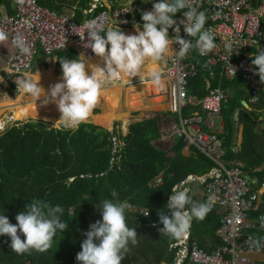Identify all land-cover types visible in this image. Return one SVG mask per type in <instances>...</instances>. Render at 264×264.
<instances>
[{
	"label": "trees",
	"instance_id": "trees-1",
	"mask_svg": "<svg viewBox=\"0 0 264 264\" xmlns=\"http://www.w3.org/2000/svg\"><path fill=\"white\" fill-rule=\"evenodd\" d=\"M10 1L0 0V4L8 6L9 12L12 11ZM155 2L158 0L147 2L146 6L152 9ZM90 3L91 0H38L39 5L56 11L66 5L71 8L72 18L76 22L91 18L104 8L97 7L93 14L85 18L83 11L89 9ZM138 3L141 4L140 1ZM182 15V12H178L174 19ZM194 57L198 74L188 80L190 95L203 97L208 93L205 79L209 80V89L220 87L222 90H232V96L221 109L223 133L218 135L219 139L222 138L223 149L229 151L234 132L232 116L235 110H244L241 102L247 100L245 86L239 78L232 82L209 78L203 68L204 59L198 54H194ZM86 71L90 74L87 67ZM40 74L42 86L53 80L52 70ZM21 75L17 74L19 77ZM25 99L27 97L18 100L12 112L20 116L37 112L25 109ZM8 102H0V106ZM256 108L264 107L259 105ZM18 119L23 120L24 117ZM113 121L117 120L110 118L102 122ZM254 128L248 145L240 153L232 154V160L240 162L261 186L264 183V170L255 171L264 166V130L256 132ZM113 136L119 144L117 148L111 141ZM159 136L156 118L131 123L125 135L119 129L108 131L88 122H83L76 130H66L62 125L48 128L40 121L14 122L1 131L0 215H5L10 223L16 224V215L24 210L27 203L34 198L43 199L52 206L60 205L64 209L61 220L67 222L68 227L63 233L57 231L51 248L43 253L33 250L18 255L11 250L10 237L0 236V264H80L76 255L86 239L84 233L92 223L102 219L99 203L104 199L127 201L131 206L126 210L127 224L137 229L138 244L129 245L122 264H174L175 250L170 246L176 238L160 233L163 225L158 213L167 212V200L175 185L189 175H207L216 164L193 148L185 155L186 145L182 137L173 136V143L167 151L159 149L153 145ZM160 175L163 176V183L151 186ZM113 190L118 197L111 196ZM135 208L145 209L149 214L144 216ZM262 213L264 207L253 211L249 217L256 220ZM220 223L221 216L213 210L202 221L192 220L191 237L198 240L202 250H209L206 237H210L208 242L215 246L213 252L217 250L219 242L216 231ZM259 238L264 242V235ZM184 264L191 263L186 261Z\"/></svg>",
	"mask_w": 264,
	"mask_h": 264
},
{
	"label": "built area",
	"instance_id": "built-area-1",
	"mask_svg": "<svg viewBox=\"0 0 264 264\" xmlns=\"http://www.w3.org/2000/svg\"><path fill=\"white\" fill-rule=\"evenodd\" d=\"M149 1L133 0L131 9L129 0H111L107 6L93 4L85 10V15L93 14L97 7L104 8L91 18L76 22L72 16L39 5L38 0H15L11 13L0 14V30L7 33L12 49L7 68L13 74L26 73L38 52L51 55L57 51L70 50L76 56L83 53L85 58H90L95 54L87 48V32L84 40L76 34L85 31L86 21L99 18L105 29L113 24L120 26L121 30L129 29L134 28L135 23L141 24L142 28V11L152 10L146 6ZM195 3L206 15L205 27L213 31L216 47L205 55H201L198 50H191L181 57L180 46L174 42L162 62H158L163 83V86H159L158 95L164 97L162 103L167 106L160 118L163 120L170 114L177 119V123L168 121L164 127L161 122L160 143L169 148L173 136L182 137L186 145L184 149L193 148L216 164L207 175H189L174 187H187L191 191V185L198 182L203 187L205 201L210 195L215 198L212 210L221 216V223L216 231L219 247L207 253L201 249L196 238L192 239L191 222L188 232L176 238L170 246L175 250L174 264H184L186 261L191 264H264V242L259 238L264 235V213L256 220L249 217L250 213L264 207V183L259 186L257 178L251 177L241 164L226 157L223 141L219 139L215 127L216 121L221 122L222 106L232 96V90H222L220 87L209 89L208 79H205L208 93L203 97L190 95L187 89L188 80L198 74L194 63V54H198L205 61L203 68L209 78L226 82L236 78L241 80L247 95V100L243 102L245 106L254 108L264 105V83L260 82L259 76L254 75L257 69H254L250 60V56L264 46V0H195ZM182 18L183 15L177 21ZM123 21L127 23H121ZM173 28L168 30L170 37L175 35ZM18 34L30 45L29 55L22 54L14 46L13 39ZM180 35L190 39L182 25ZM233 66L236 68L235 75ZM5 79L8 81L9 77ZM147 79L151 80L145 77L130 81L145 82ZM121 81L107 84H120ZM111 141L117 148L119 144L115 136ZM229 153L236 154V150L232 148ZM162 183L163 176L160 175L151 186ZM135 210L144 216L148 214L145 209ZM254 256L257 258L253 259Z\"/></svg>",
	"mask_w": 264,
	"mask_h": 264
},
{
	"label": "clouds",
	"instance_id": "clouds-1",
	"mask_svg": "<svg viewBox=\"0 0 264 264\" xmlns=\"http://www.w3.org/2000/svg\"><path fill=\"white\" fill-rule=\"evenodd\" d=\"M132 3L133 0H129L130 9ZM178 12L183 14L179 21L174 19ZM141 19L142 30L141 24L133 25L135 34H125L115 24L105 29L99 18L86 21L85 31L82 34L76 33L84 40L87 32V48L102 59L103 67L90 63L81 53L75 59H59L62 80L49 85L47 90L40 84L39 71L38 74L26 72L15 83L34 102L40 101L43 106L56 105L60 116L54 125H62L66 130H76L94 112L107 83L136 76L142 79L145 66L162 60L174 42L180 46L181 57L191 50H198L201 55H205L216 47L213 31L205 27L206 15L199 10L195 0H158L153 3L151 11H142ZM181 25L190 39H184L180 35ZM170 28L175 32L171 37L168 31ZM7 40V33L0 30V44ZM13 44L22 54H30V45L22 35L18 34L13 39ZM250 60L254 69H257L254 75L259 76L260 82L264 83V48L256 50ZM86 66L90 69V74L86 71ZM235 72L236 68L233 66L234 75ZM148 75L154 85L161 86L158 70H153ZM2 80L0 77V81ZM162 113L164 111L160 114ZM45 122L47 123V119ZM127 127L128 125L125 127L126 131ZM112 130L113 127L110 131ZM121 134L123 135L122 132ZM111 196L116 198L118 193L113 190ZM214 199L210 195L206 201L196 202L187 187H173L166 204L167 212L158 213L163 225L159 229L160 233L173 238L182 237L190 229L193 219L202 221L206 218L212 210ZM99 207L102 219L92 223L84 233L86 239L81 244L76 260L80 264H122L129 245L138 244L137 229L130 228L127 224L126 210L130 205L127 201L104 199ZM63 212L60 205L52 206L43 199L34 198L16 215V224L10 223L5 215H0V236L10 237L11 250L18 255L33 250L46 252L51 248L57 231L63 233L67 230L68 223L61 220Z\"/></svg>",
	"mask_w": 264,
	"mask_h": 264
},
{
	"label": "rangeland",
	"instance_id": "rangeland-1",
	"mask_svg": "<svg viewBox=\"0 0 264 264\" xmlns=\"http://www.w3.org/2000/svg\"><path fill=\"white\" fill-rule=\"evenodd\" d=\"M93 1V0H92ZM71 10V8H69ZM62 14H67V15H70L68 12L66 11H62L61 12ZM134 28H129V29H124L122 31L125 32V34H135L134 33ZM142 30V28H141ZM11 55H5L4 58L2 59V63H0V77L3 78L2 81H0V101H8L10 100L11 102H14V108L17 106L18 104V100H20L21 98H26L25 99V103H27L28 105H26L25 109L27 111H37V112H33V113H30L28 116H20L18 115V117H15L14 115H12V109H11V103L9 101V103L5 104V105H8V106H4L0 109V120H3L5 117H8L11 121L9 123H5V126L3 127V129L0 128V132L4 131L5 128H7L8 126L12 125L14 122H27V121H40V122H43L46 124V126L48 128L50 127H58L59 125H54L55 121L59 119V116H60V113L59 111L57 110V107L55 104H49L47 106H43L41 104L40 101H37V102H34L30 96H28L27 94H25L24 92H21L20 90L22 88H20L15 82L20 80L21 78H23L24 74H22L21 76L22 77H19L17 76V74H13L11 73V71L8 70L7 68V64H8V61L10 60V57ZM53 56H56L57 58H73L75 59L76 57L74 56L73 52L68 50L66 52L64 51H57V52H54L52 53L51 55H49V57H53ZM43 60V55L38 52L36 54V56L34 57L33 61H32V65H33V68H32V71H35V65L36 64H39V62H41ZM49 61V60H48ZM54 62V61H53ZM52 62V63H53ZM159 62V61H158ZM158 62H156L158 64ZM162 62V60H160V63ZM52 63H50V65H53ZM61 67V66H60ZM31 70V68L27 71L29 72ZM54 71V70H53ZM61 71V70H60ZM58 70H56L54 73L56 74H59V75H62V72H60ZM37 74V73H36ZM8 76L9 77V80L7 81L5 79V77ZM52 79L50 82L48 83H43V84H46L47 86L55 83V82H61L60 79H57L54 77V75H52ZM138 79V78H137ZM131 80H134V79H131ZM130 81V80H128ZM140 80L138 81H131V82H128V86H131V84H136V83H139ZM127 87V85H126ZM12 88V90H10ZM10 91L12 93V95L10 94ZM18 97V98H17ZM151 98V97H149ZM101 101L99 100L98 103H100ZM158 106H166L165 104L161 103L160 105ZM167 107V106H166ZM167 109V108H166ZM16 110V109H14ZM101 110L99 108H95L94 112H91L89 118L85 121V122H88V121H92L94 122V124L96 125H100V126H103L102 128L104 129H108L110 130L112 127L115 128V129H119L123 134L126 133L125 130H122L121 127L123 126V123L121 121H114V125L111 126L112 123H104L102 122L103 120L105 119H113L112 117H103V116H99V114H101L100 112ZM163 111H166V110H154V111H150V113H148L149 116L151 115H155L154 118H157V114L163 112ZM152 113V114H151ZM131 116H129V123H133L137 120H140L141 117L139 118V115L136 114V112L134 113H130ZM14 116L15 117V120H13V118H11V116ZM147 116V117H149ZM19 117H24L23 120H19L18 118ZM162 117L160 114H159V119L161 120ZM168 117L172 118L175 123H177V119L175 116L173 115H170L168 114ZM45 119H47V123L45 122ZM93 119V120H92ZM115 119V118H114ZM118 119H120L118 117ZM100 122V123H95L96 121ZM116 120V119H115ZM4 121V120H3ZM101 123H104L105 125L101 124ZM127 126V124H126ZM215 127L217 128L218 127V121L215 122ZM128 129V127H127ZM160 132V131H159ZM162 135H163V132H162ZM160 139H161V132H160V136L157 140H155V144L158 146V147H161V148H164V149H167V147L165 146L164 143H160ZM170 143V142H169ZM199 191L200 194L198 195V199L201 200L202 199V196L204 197V194L201 195V192L203 193V187L200 185V184H193L191 185V191H190V195L192 197L196 196V191Z\"/></svg>",
	"mask_w": 264,
	"mask_h": 264
},
{
	"label": "crops",
	"instance_id": "crops-1",
	"mask_svg": "<svg viewBox=\"0 0 264 264\" xmlns=\"http://www.w3.org/2000/svg\"><path fill=\"white\" fill-rule=\"evenodd\" d=\"M10 2H11L10 3V7H12V11H13L15 0H12ZM110 2H111V0H93V1L91 0L90 6L93 5V4H97L98 5V3H102L104 6H107V5H109ZM12 11H10V12L8 11V6L6 4H4V3L0 4V14L11 13ZM62 11H66V12H68L70 14V15L66 14L67 16H72V14H73V12L68 7H66V5H64L62 7V9L60 11H58V12L61 13ZM83 13L85 15V10L83 11ZM85 18H86V15H85ZM134 33H135V30H134ZM11 54H12V49H11V46H10L8 40L6 42H3L2 44H0V63H2L1 61L4 58L5 55L8 56V55H11ZM74 56L76 57V55H74ZM94 57H95V55L90 57V58H88L89 62ZM58 59L59 58H57L56 56H53L52 58L47 56V55L43 56V60L41 62H39V64L35 65V71H32V68H33V65H32L31 70L29 72L32 73V74H36V73L38 74V71L40 73H42V72H47V71L52 70V74L54 75V77L57 78V79L62 80V75L54 73L56 70H58V71L61 70V67H60L61 65H59ZM50 63H52L53 65H50ZM148 80H150V79H148ZM55 83H57V82H55ZM123 88H125V86H123ZM22 92H24V91H22ZM8 101H10V100H8ZM144 101H145V99H144ZM0 102H3V101H0ZM243 102L244 101H242L241 104ZM10 103L12 105L11 109H13L14 108V106H13L14 102L10 101ZM26 105L27 104L24 103L25 107H26ZM4 106H8V105L3 104V105L0 106V109L2 107H4ZM242 106H243L244 110L241 111V110L237 109V110L234 111L233 116H232L234 132L232 133V141H231V145L229 146L230 147L229 151H230V149L233 148V149L236 150V153H240L248 145V142H249V139H250V136H251V132H252L254 127H255L254 130L256 132H258V131L261 132V130H264V108L257 109L256 107H259V105L254 107V108H248L247 105L245 106L244 104H242ZM260 106L264 107V105H260ZM108 108H109V110H112V106L110 104L108 105ZM123 110L126 111L127 109L123 108ZM133 112L134 113L136 112V114H138L139 116L141 115V111L132 110L130 113H133ZM235 112H237L238 114L236 115ZM130 116H131V114H130ZM168 118H169L168 116H165V118H163V120H161V121L158 119V117L156 118L157 119V123H158L159 131L160 130L162 131V127H164L167 124L168 121H171V122L173 121L174 122V120L171 117L169 119ZM220 119H221V115H220ZM234 119H236V121H234ZM161 122L163 124L162 127H161ZM95 123H98V122H95ZM221 123H222V127H221ZM216 131H217V135H222V133H223V122H222V119H221V122H220V120L218 121V127L216 128ZM220 139H222V138H220ZM229 151H226V157H229V158L232 159V154H230ZM184 153H185V155H188L190 153V150L189 149H185ZM238 163L241 164L240 162H238ZM263 170H264V166L262 168H260V169H257L255 172H262ZM199 194H200V192L197 190L196 194H195L196 196L192 197V199L194 201H196V202H203L204 197L202 196V199L199 200L198 199V195ZM201 195H203L202 192H201ZM205 239L207 240V244H206L207 245V249H209V250H206V251L207 252H209V251L213 252V250L215 249V246L212 245L210 242H208L210 240V237H206ZM252 258L256 259L257 257L254 256Z\"/></svg>",
	"mask_w": 264,
	"mask_h": 264
},
{
	"label": "bare ground",
	"instance_id": "bare-ground-1",
	"mask_svg": "<svg viewBox=\"0 0 264 264\" xmlns=\"http://www.w3.org/2000/svg\"><path fill=\"white\" fill-rule=\"evenodd\" d=\"M90 63L99 64L101 67H103L102 59L96 55L90 61ZM153 70H158V64L156 62L148 63L143 70V78L149 77L148 73ZM137 78H139V76L132 78H122L120 84H115L113 86L106 84L99 99L101 102L97 103V105L95 106V108H99L101 110V114H99V116L112 117L113 119L115 118L116 120L123 123L122 128L125 129L126 124H129L130 122L129 116L132 110L141 111V115L139 116V118L147 117V114L150 111L166 110V106H158L163 102L164 97L158 95L159 86L154 85L152 83V80L147 79L145 82H140L133 85L131 84V86L127 85V87L125 86V88H123L124 84L128 80H135ZM161 86H163V83H161ZM43 87L46 90L48 89L45 85H43ZM109 104L112 106V110H109ZM123 108H126L127 110L124 111ZM12 113V115L18 117L17 112L13 111ZM15 117L13 118V120H15ZM118 117L120 119H118ZM4 123L5 121L3 122V120H0V127Z\"/></svg>",
	"mask_w": 264,
	"mask_h": 264
},
{
	"label": "water",
	"instance_id": "water-1",
	"mask_svg": "<svg viewBox=\"0 0 264 264\" xmlns=\"http://www.w3.org/2000/svg\"><path fill=\"white\" fill-rule=\"evenodd\" d=\"M163 66V65H162ZM243 104V103H242ZM93 111V110H92ZM160 114V113H159ZM159 114H157V117H158V119H159ZM155 117V115H151V116H149V117H142V119H140V120H138V121H135V122H139V121H144V120H147V119H151V118H154ZM4 121H5V123L7 124V123H9L11 120L8 118V117H5L4 119H3ZM157 120V119H156ZM3 121V122H4ZM114 122V121H113ZM112 122V123H113ZM88 123H92V124H94L92 121H88ZM134 123V122H133ZM131 123H129V124H127L128 126L130 125ZM94 125H96V124H94ZM97 126H100V125H97ZM111 126H112V124H111ZM4 127V126H3ZM3 127H1V129H3ZM55 127V126H54ZM100 127H102V126H100ZM55 128H59V126L58 127H55ZM112 129V128H111ZM110 129V130H111ZM108 130V129H107ZM110 130H108V131H110ZM172 142H173V139L171 140ZM153 145L155 146V147H157V148H159V149H162V150H165V151H167L169 148H167V149H164V148H161V147H158L156 144H155V142H153Z\"/></svg>",
	"mask_w": 264,
	"mask_h": 264
}]
</instances>
